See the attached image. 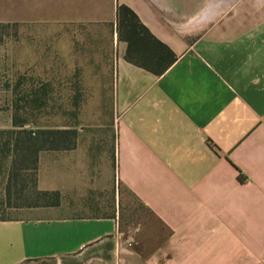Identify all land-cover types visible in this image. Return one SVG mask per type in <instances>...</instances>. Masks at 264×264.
Listing matches in <instances>:
<instances>
[{"label":"crops","instance_id":"0c3cea01","mask_svg":"<svg viewBox=\"0 0 264 264\" xmlns=\"http://www.w3.org/2000/svg\"><path fill=\"white\" fill-rule=\"evenodd\" d=\"M121 7L161 75L127 59ZM0 24L53 47L56 79L110 80L55 120L37 188L58 204L0 220V264H264V0H0Z\"/></svg>","mask_w":264,"mask_h":264},{"label":"rangeland","instance_id":"374dc122","mask_svg":"<svg viewBox=\"0 0 264 264\" xmlns=\"http://www.w3.org/2000/svg\"><path fill=\"white\" fill-rule=\"evenodd\" d=\"M31 38L38 39L37 32L17 29L13 24L5 29L0 28V126L12 124L13 105L18 103L23 108L17 114L28 121L25 128L34 126L39 129H53L55 120L61 117L62 111L70 110L73 94L79 95V101H82V97L84 99L88 92H92L94 86L101 90L109 87L110 80L106 72L99 79H56L54 48H47L48 63L45 64L44 55L41 54L45 48L38 46L37 40L30 41ZM16 85L17 90L14 91ZM38 95L39 100L36 106L28 103L30 98L38 97ZM38 103L40 104L37 107ZM30 175V171L20 173L23 184L30 183ZM6 182V173L0 172V218L23 217L25 215L23 209L5 206ZM14 198L16 197L13 194L12 204L15 203ZM146 216V210L122 190L124 221L134 224L142 221Z\"/></svg>","mask_w":264,"mask_h":264},{"label":"trees","instance_id":"16d2710c","mask_svg":"<svg viewBox=\"0 0 264 264\" xmlns=\"http://www.w3.org/2000/svg\"><path fill=\"white\" fill-rule=\"evenodd\" d=\"M120 12L125 16V26L130 35L127 38V59L157 75L164 73L174 60V58L162 60L163 55L172 56L169 49L150 34L132 11L121 7ZM7 26V24H0V28L5 29ZM135 45L143 49V54L133 53ZM17 85L14 87V91L17 90ZM38 100L39 95L30 98L28 103L36 106ZM22 108L18 103L13 105L12 128L0 129V172H5L7 179L5 206L21 209L54 207L58 204L59 196L55 192L38 190L37 169L39 153L53 150L55 147V130L51 128L39 129L34 126L25 128L28 121L17 114ZM29 171L31 173L30 183L23 184L20 173ZM13 190L14 193H12ZM13 194L16 197L14 204L11 202ZM0 220H4V218H0Z\"/></svg>","mask_w":264,"mask_h":264}]
</instances>
